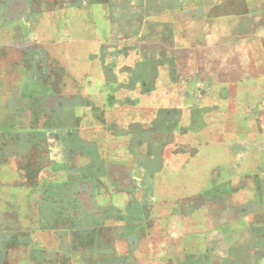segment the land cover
Returning a JSON list of instances; mask_svg holds the SVG:
<instances>
[{"label":"rangeland","instance_id":"374dc122","mask_svg":"<svg viewBox=\"0 0 264 264\" xmlns=\"http://www.w3.org/2000/svg\"><path fill=\"white\" fill-rule=\"evenodd\" d=\"M245 5L0 0V264H264Z\"/></svg>","mask_w":264,"mask_h":264},{"label":"crops","instance_id":"0c3cea01","mask_svg":"<svg viewBox=\"0 0 264 264\" xmlns=\"http://www.w3.org/2000/svg\"><path fill=\"white\" fill-rule=\"evenodd\" d=\"M241 1L246 2L245 7L254 8L255 12L246 16V25L241 29L242 36L237 39L239 41L236 44L239 45L237 49L246 51L244 59L248 61L246 60L244 66L264 67V5H262L264 0ZM187 49H192V46Z\"/></svg>","mask_w":264,"mask_h":264}]
</instances>
